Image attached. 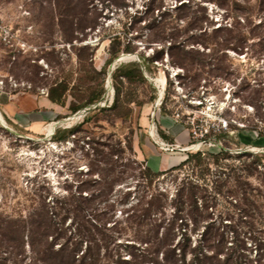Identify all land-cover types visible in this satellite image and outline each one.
<instances>
[{
	"label": "rangeland",
	"instance_id": "374dc122",
	"mask_svg": "<svg viewBox=\"0 0 264 264\" xmlns=\"http://www.w3.org/2000/svg\"><path fill=\"white\" fill-rule=\"evenodd\" d=\"M246 2L249 23L245 15H238L237 47L219 50L188 44L180 52L170 50V31L158 24L157 17L166 11L174 18L171 9L179 4L176 0H0V264L47 263L36 259L21 224L16 235H2L4 220L25 215L39 195L49 194L48 200L60 196L69 209L54 218L61 236L55 249L92 234L98 243L96 264H114L116 253L132 262L129 251L144 247L140 240L146 227L136 232L124 219L144 194L132 176L141 166L156 172L161 156H169L168 163L176 166L186 154L195 153L186 148L199 141H204L201 151L264 155V142L257 147L253 131L264 126L260 121H264V93L256 92L259 84L264 86V17L258 0ZM200 5L208 9L213 27L232 23L214 3ZM172 16L166 21H173ZM111 52L115 58L105 65ZM180 56L186 58L181 66L174 63ZM129 64L135 66L133 76L115 85L112 75ZM103 67L104 74L97 75ZM62 79L78 84L81 92L67 94L57 119L56 112L34 110L32 102ZM101 83L100 101L75 114L68 111L74 98L81 102L87 88L96 89ZM116 86L119 97L112 105ZM7 104L18 106L22 117L10 116ZM173 126L181 132L176 138L180 145L163 131ZM76 127L66 141L54 140L56 129ZM116 175L121 181L112 185L108 200L118 203L113 219L106 220L103 211L109 201L95 195ZM180 177L182 172H174L153 186L172 196ZM99 178L104 179L102 186L94 184ZM251 183L256 184L254 177ZM78 191L85 200L78 202ZM169 203L167 218L173 210ZM204 206L207 210L196 225L181 228L191 247L203 234L204 248L219 241L224 250L210 264H264V228L259 223L249 228L221 196L200 200L199 209ZM182 240L178 233L175 243ZM78 247L84 249L86 242ZM191 261L188 252L186 264Z\"/></svg>",
	"mask_w": 264,
	"mask_h": 264
},
{
	"label": "trees",
	"instance_id": "16d2710c",
	"mask_svg": "<svg viewBox=\"0 0 264 264\" xmlns=\"http://www.w3.org/2000/svg\"><path fill=\"white\" fill-rule=\"evenodd\" d=\"M179 2L171 9V12H176L173 16L169 12H161L158 24L166 31H170V50L180 52L185 51L188 44L202 46H214L219 50L237 47L240 38L236 39L240 32V19L238 15H245V22H248L249 14H245L244 5L247 0H176ZM208 1L214 3L217 7L224 10L223 17L231 18L232 23L214 26L213 18L210 17L208 9L200 2ZM257 7L262 12L264 17V0H258ZM178 14V15H177ZM166 16H172L173 21L167 22ZM157 17H153V22L157 21ZM264 19V18H263ZM237 34V36H236ZM237 44V45H236ZM115 58V53H110V58L105 62L109 65ZM142 59H144L142 57ZM148 60V59H145ZM186 61L184 56H180L176 62L180 66ZM133 64L118 67L112 75L115 85H121L123 81H129L134 74ZM104 67L95 72L97 75L104 74ZM102 82V81H101ZM80 86L67 79L56 81L52 87L48 89L46 94L48 100L61 107L64 106V101L69 93H74ZM87 97L78 102L76 98L70 102L68 111L71 114L86 108L102 99L104 88L102 83L96 89L87 88ZM119 87L114 88L115 98L112 105H115L119 97ZM256 92L264 93V86L258 85ZM261 104L264 106V96ZM264 123L263 120H260ZM76 128L56 129L54 132L55 141H66L70 136L74 135ZM255 132V141L264 142V126L253 129ZM222 136H227V133L222 132ZM259 147V146H257ZM116 153V152H115ZM113 155H115L113 153ZM229 160L234 161L229 162ZM132 164H136L132 161ZM141 166V165H140ZM139 169V167L137 166ZM142 170H138L137 174L132 175L137 178L138 184L143 187L144 194L141 201L138 202L128 213L124 222L130 227H134L136 232L142 227H146L143 239L140 243L144 247L138 252L129 251L132 257V262L122 259L120 253L115 254L114 264H186V254L190 252L192 261L189 264H210L209 260L217 259L218 256L224 253L222 245L218 244L211 248H204L202 242L206 243L204 235H201V240L197 246L191 247L190 237L185 232H181L182 227H187L189 224L196 225L199 219L202 218L203 211L207 210L204 206L202 210L198 207V202L206 200L208 196L216 198L221 196L225 198L235 214L240 219L244 218V223L253 228L259 223L264 228V155L253 154L251 152H239L232 156L228 150L220 149L217 151L206 150L195 153L186 154L185 158L176 166L170 167L165 171H153L148 166H141ZM133 170H135L133 168ZM182 172V177L174 184L173 195L170 196L167 190L159 189L153 186L159 178L164 179L172 173ZM122 173V172H120ZM254 177L256 184L251 183ZM103 178L94 180V184H100ZM121 181L120 176L112 178L110 183L104 187L99 194H91L90 198L96 197L109 201L103 214L107 219H113L112 212L118 203V200H108L110 191H113L112 185ZM102 186V185H101ZM210 189L211 193L208 192ZM77 200H85L80 191H78ZM127 194L123 195V198ZM49 194L39 195L36 202L32 200V205L25 215L20 213L14 221L4 220L5 227L2 229L6 235L14 234L20 230L17 224H21V229L27 231L28 244L32 251L36 254V259L39 262H47L46 264H96L98 260V243L92 237L77 236L75 241H65L57 249L54 248L55 242L59 239L56 222L54 218L59 213L69 211L64 198L60 196L54 200H48ZM149 196V198H147ZM145 199V200H144ZM169 205L173 207L170 218H167L166 208ZM119 203H122L119 202ZM77 207V205H75ZM115 222V221H114ZM117 223H114L115 226ZM15 225V226H14ZM104 227V224H102ZM162 229V233H160ZM142 233V232H141ZM180 233L182 242L175 243V237ZM183 233V234H182ZM86 242V247L81 249L78 245ZM227 258L229 254H225ZM138 260V261H137ZM236 260V259H234ZM234 264H240L234 262Z\"/></svg>",
	"mask_w": 264,
	"mask_h": 264
},
{
	"label": "crops",
	"instance_id": "0c3cea01",
	"mask_svg": "<svg viewBox=\"0 0 264 264\" xmlns=\"http://www.w3.org/2000/svg\"><path fill=\"white\" fill-rule=\"evenodd\" d=\"M32 104L34 105V110L35 109L38 110V109L42 108V109H44V111L46 110V112H48V114H52L53 112H56L57 114H56L55 119H57L58 111H59V109H61V107L59 105H56V104L50 102L48 100L47 96H44V97H41L40 99L35 100L34 102H32ZM6 107L8 108V112L10 113V116L15 117V118L18 117V119L20 117H22V116H20L22 112H20V109L18 106L16 107L14 104H7ZM49 120H52V119H48V121ZM48 121H46V122H48ZM163 131L167 135V137H169L172 140V142H175L176 144L180 145L176 141L177 135L181 134L178 127L173 126L170 130L165 131L163 129ZM159 140L162 141L160 138H159ZM178 145H176V146H178ZM168 159H169V156H161L160 158H158V160L155 163L154 169L158 170V171H165L168 168L173 167L174 163H168Z\"/></svg>",
	"mask_w": 264,
	"mask_h": 264
},
{
	"label": "built area",
	"instance_id": "2783aa9c",
	"mask_svg": "<svg viewBox=\"0 0 264 264\" xmlns=\"http://www.w3.org/2000/svg\"><path fill=\"white\" fill-rule=\"evenodd\" d=\"M221 126H222V128H226V123H224V122H222V124H221ZM193 138V137H192ZM200 143H198V144H195V145H193V143H191V145L189 146V147H187L186 148V150H194L195 152H198V151H201L200 150V145L202 144L201 142H204V141H199ZM178 146H176V148H177ZM194 147V148H193ZM190 148V149H189ZM191 148H193V149H191Z\"/></svg>",
	"mask_w": 264,
	"mask_h": 264
},
{
	"label": "bare ground",
	"instance_id": "6f19581e",
	"mask_svg": "<svg viewBox=\"0 0 264 264\" xmlns=\"http://www.w3.org/2000/svg\"><path fill=\"white\" fill-rule=\"evenodd\" d=\"M51 127H52V125H51Z\"/></svg>",
	"mask_w": 264,
	"mask_h": 264
}]
</instances>
